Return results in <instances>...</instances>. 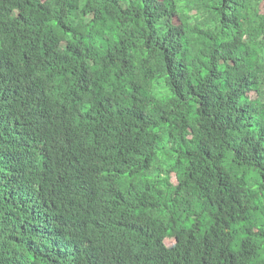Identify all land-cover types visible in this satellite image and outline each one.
<instances>
[{"label":"trees","instance_id":"trees-1","mask_svg":"<svg viewBox=\"0 0 264 264\" xmlns=\"http://www.w3.org/2000/svg\"><path fill=\"white\" fill-rule=\"evenodd\" d=\"M262 1L0 0V264H264Z\"/></svg>","mask_w":264,"mask_h":264},{"label":"rangeland","instance_id":"rangeland-1","mask_svg":"<svg viewBox=\"0 0 264 264\" xmlns=\"http://www.w3.org/2000/svg\"><path fill=\"white\" fill-rule=\"evenodd\" d=\"M261 8H262V11L264 12V0L262 1V4H261ZM176 21H178L176 19ZM155 85H156V89L157 88H162L165 84H164V79L163 77H161L160 79H158L156 82H155ZM253 96H255V93L252 94ZM172 181L173 183H177V179H176V176L175 174H173L172 176ZM175 238L174 237H167L165 239V243L168 245V246H171L175 243Z\"/></svg>","mask_w":264,"mask_h":264},{"label":"clouds","instance_id":"clouds-1","mask_svg":"<svg viewBox=\"0 0 264 264\" xmlns=\"http://www.w3.org/2000/svg\"><path fill=\"white\" fill-rule=\"evenodd\" d=\"M176 19H177V20H179V19H178L177 17L175 18V22H177V23H178L179 21H176Z\"/></svg>","mask_w":264,"mask_h":264}]
</instances>
